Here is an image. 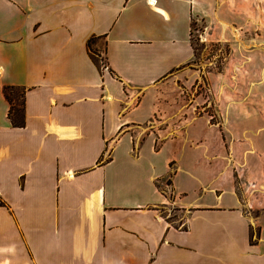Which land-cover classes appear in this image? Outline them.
Instances as JSON below:
<instances>
[{
  "label": "crops",
  "instance_id": "obj_1",
  "mask_svg": "<svg viewBox=\"0 0 264 264\" xmlns=\"http://www.w3.org/2000/svg\"><path fill=\"white\" fill-rule=\"evenodd\" d=\"M226 1L0 0V264H264V71L215 121L165 101Z\"/></svg>",
  "mask_w": 264,
  "mask_h": 264
},
{
  "label": "rangeland",
  "instance_id": "obj_2",
  "mask_svg": "<svg viewBox=\"0 0 264 264\" xmlns=\"http://www.w3.org/2000/svg\"><path fill=\"white\" fill-rule=\"evenodd\" d=\"M226 3L228 22L220 24L213 34L211 27L206 28L207 22L201 19L191 22L194 57L190 67L196 71L195 81L181 80L165 86L168 95L165 101L170 105H191L195 113L206 106L205 110L214 114L211 117L213 121L218 120L216 109L220 94L224 92L226 95L223 100L227 105L242 99L236 96L235 90L245 87L247 78H251L257 69L264 71V64H257L264 62V12L259 17L258 13L257 17H253V11L264 9V0H227ZM258 22L260 27L255 24ZM258 43L263 49L252 54L253 44ZM104 66L102 59L101 68ZM170 214L178 219L183 217L184 212L175 208L170 210Z\"/></svg>",
  "mask_w": 264,
  "mask_h": 264
},
{
  "label": "trees",
  "instance_id": "obj_3",
  "mask_svg": "<svg viewBox=\"0 0 264 264\" xmlns=\"http://www.w3.org/2000/svg\"><path fill=\"white\" fill-rule=\"evenodd\" d=\"M94 37L87 40V50L89 57L97 68H101V60L99 52L92 46ZM24 88L17 85L5 84L2 86V94L8 103L7 117L13 127H21L24 125Z\"/></svg>",
  "mask_w": 264,
  "mask_h": 264
},
{
  "label": "built area",
  "instance_id": "obj_4",
  "mask_svg": "<svg viewBox=\"0 0 264 264\" xmlns=\"http://www.w3.org/2000/svg\"><path fill=\"white\" fill-rule=\"evenodd\" d=\"M165 193H167L168 196L171 195V189L168 184H165V186L162 188Z\"/></svg>",
  "mask_w": 264,
  "mask_h": 264
}]
</instances>
